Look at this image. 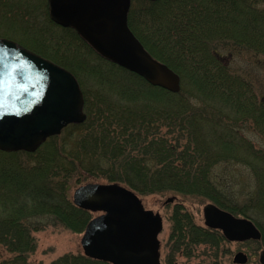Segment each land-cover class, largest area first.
<instances>
[{
  "label": "trees",
  "instance_id": "1",
  "mask_svg": "<svg viewBox=\"0 0 264 264\" xmlns=\"http://www.w3.org/2000/svg\"><path fill=\"white\" fill-rule=\"evenodd\" d=\"M141 1L130 7L128 26L155 59L179 75L178 93L151 86L106 61L48 16L41 36L24 34L23 45L78 79L87 118L63 130L71 128L72 137L85 126L87 136L73 147L55 135L33 153L0 151V246L9 254L0 256V264H28L42 219L84 231L92 213L74 205L68 194L78 171L140 194L205 196L228 207L213 197L218 192L210 166L219 157H237L257 174V162L264 164V152H254L240 132V126L250 123L264 138V99L230 71L214 45L226 41L264 55V0ZM18 19L32 28L29 15ZM174 130L185 141L166 137L165 131ZM263 176L258 174L262 184ZM171 220L170 256L179 251L189 256L193 246L225 241L218 230L195 225L180 207ZM50 264L111 263L64 254Z\"/></svg>",
  "mask_w": 264,
  "mask_h": 264
},
{
  "label": "water",
  "instance_id": "2",
  "mask_svg": "<svg viewBox=\"0 0 264 264\" xmlns=\"http://www.w3.org/2000/svg\"><path fill=\"white\" fill-rule=\"evenodd\" d=\"M130 4L131 0H47L50 20L73 29L100 57L151 86L178 93L179 75L152 57L130 30ZM85 119L83 93L69 70L0 37V151L33 153L47 138ZM72 202L98 213L81 236L83 255L111 264H161L162 218L145 209L131 189L118 183H86L74 189ZM202 213L204 225L220 230L228 241L261 238L251 220L234 217L213 203H206ZM232 261L245 264L247 256L237 252ZM259 262L264 264V249Z\"/></svg>",
  "mask_w": 264,
  "mask_h": 264
},
{
  "label": "rangeland",
  "instance_id": "3",
  "mask_svg": "<svg viewBox=\"0 0 264 264\" xmlns=\"http://www.w3.org/2000/svg\"><path fill=\"white\" fill-rule=\"evenodd\" d=\"M139 4H142L141 0H131V7H136ZM0 5L3 4L0 3ZM31 6L32 8L29 5L22 6V4H15L16 9L13 10L16 11H13L12 13L14 14L12 15L8 14L11 12L7 10L8 6L6 12L0 7V37L14 40L23 45L25 44L24 34L26 32L29 34L36 33L41 36L43 32L41 26L45 25L44 19L46 16L49 18L48 7L47 9L45 7V10H41L43 4L40 3H32ZM18 7L20 8L19 10ZM27 8L29 10H26ZM30 11L31 14H29ZM27 15L30 16L28 20L33 21V23H30L32 24V28H25L23 23L17 22L18 18L24 19ZM54 24L59 26L56 23ZM59 27L61 28V26ZM49 34L50 32L48 31L46 36L51 37ZM215 44L230 71L247 80L256 96L264 99V55L231 42H215ZM23 46L26 47V45ZM88 85L90 84L88 83ZM84 112L86 113L85 109ZM84 127L73 131L72 137H69L71 128H67L59 134L60 139L68 147H73L77 141H81L87 136L84 132ZM240 132L246 143L252 146L254 152H264V138L252 124L245 123L240 126ZM165 135L169 139L181 138V143L185 141L183 140V136L176 130L173 133L165 131ZM246 162V160L242 161L237 157L230 156L216 159L215 165L210 166L209 173L212 184L217 188L218 192L217 194L213 193V197L224 202L228 206L226 208H229L236 217L251 219L264 237V184H262L263 181L258 177L259 173L264 174V164L257 162L255 168L258 172L255 174L252 167L247 165ZM73 175L70 180L71 186L68 190L71 200L74 189L79 185L86 183H111L101 175H90L83 171H78ZM132 191L140 198L145 209L157 212L162 217V230L158 235L161 264H167L168 262L170 264H234L232 259L238 251L247 255L248 261L245 264H260L258 254L264 248V238L262 236L257 241L228 242L225 240L217 246L199 244L193 246L189 256L181 254L182 252L180 251L170 256L169 252L171 251L168 246V237L171 231V215L174 209L180 207L184 213L192 217L195 225L203 226L202 208L206 203L214 202L205 196L183 195L174 192L140 194L134 190ZM168 198H172L173 200L166 202ZM91 213L92 218L98 214ZM41 222V229L33 234L36 240V248L32 254L28 255V264H50V262L64 254H83L80 245L83 231L73 232L59 226H53L50 220L47 219H42ZM0 256H9L2 246H0Z\"/></svg>",
  "mask_w": 264,
  "mask_h": 264
},
{
  "label": "flooded vegetation",
  "instance_id": "4",
  "mask_svg": "<svg viewBox=\"0 0 264 264\" xmlns=\"http://www.w3.org/2000/svg\"><path fill=\"white\" fill-rule=\"evenodd\" d=\"M17 2H20V3H25V4H32V3H41V4H43V6H41V10L43 9V10H45V7H46V9H47V0H0V3L1 4H3V5H0V7L3 9V11L4 12H6L7 10H9V12L10 13H8L9 15H12V14H14V13H12L13 11L15 12L16 10H13V9H16L15 8V4H17ZM7 6H8V9L6 10V8H7ZM48 10V9H47ZM219 208H221V209H223V210H226V211H228V212H230L233 216H235L232 212H231V210L228 208H226V207H219ZM262 249H264V248H262ZM233 260V259H232ZM247 261H248V257H247ZM233 262V261H232Z\"/></svg>",
  "mask_w": 264,
  "mask_h": 264
}]
</instances>
